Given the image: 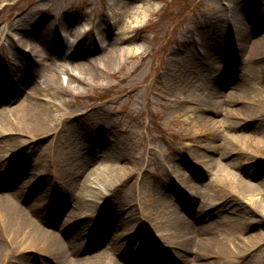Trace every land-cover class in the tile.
Masks as SVG:
<instances>
[{
  "label": "rangeland",
  "instance_id": "obj_1",
  "mask_svg": "<svg viewBox=\"0 0 264 264\" xmlns=\"http://www.w3.org/2000/svg\"><path fill=\"white\" fill-rule=\"evenodd\" d=\"M242 24L249 36L241 42L234 29ZM260 39L264 40V0H0V93L8 97L0 101V108L16 106L36 88L40 102L53 107L52 121L56 125L54 131L37 140L33 149L17 148L8 138L0 139V147L13 163L8 168L11 180L14 182L20 165L33 173L32 177L51 179L47 174L61 170L70 149L87 153V158L98 154L104 159L118 153L122 158L132 156L145 170L134 196L129 197L123 189L105 200V205H98L102 216L97 223L103 229L122 232L125 226L118 213L128 214L130 203L144 222L142 207L152 209L162 192L175 196L172 203L177 204L178 211L189 209L194 217L200 198L184 195L182 183L173 185L172 179L179 164L187 172L185 176L195 182L208 183L211 177L201 164L215 154L207 148L208 140L200 143L205 133H200L194 121L199 98L211 92V108L218 107L224 113L226 97L221 95L228 96L245 82L258 95H264V43L263 48L254 49V41ZM131 47L140 52L124 55L123 49ZM115 50L114 60L104 65ZM224 50L234 55L222 64L218 57ZM79 65L90 80L78 74ZM73 73L79 78L74 82ZM199 77L202 88L189 94L194 89L192 81ZM231 102V109L237 111L240 102L234 98ZM208 115L215 117L214 113ZM235 117L228 120L242 122ZM60 120L71 123L57 124ZM238 128L236 134L258 133L249 149L258 159L241 162L242 169L234 168L232 173L247 181L245 174L257 167L259 175L250 180L258 183L264 178V169L259 168L264 167V121ZM224 134L218 132L216 144L224 142ZM236 157L231 154L226 161ZM57 186L58 200L64 207L69 195L63 196V181ZM58 200L49 201L43 213L48 211L52 216ZM217 200L215 210H211L212 221L236 218L233 207L243 211L231 197ZM59 210L64 214L53 215L57 226L63 224L68 211ZM150 237L143 241L136 236L132 243L118 240L129 243L121 252L122 262L138 252L137 257L146 258L144 246H148ZM87 254L90 252L85 247L79 257ZM162 257L160 253L159 264H164ZM36 258L31 254L18 259L24 264L48 260ZM263 259L260 251H253L246 263L263 264Z\"/></svg>",
  "mask_w": 264,
  "mask_h": 264
},
{
  "label": "bare ground",
  "instance_id": "obj_2",
  "mask_svg": "<svg viewBox=\"0 0 264 264\" xmlns=\"http://www.w3.org/2000/svg\"><path fill=\"white\" fill-rule=\"evenodd\" d=\"M234 31L238 41L242 42L249 36L244 24L237 25ZM263 43L262 39L255 40L254 49L263 48ZM27 47L23 46L24 49ZM35 47H31V50L34 51ZM123 51L124 55H130L139 53L140 49L131 47ZM117 52L115 50L109 54L104 65L111 64ZM77 70L79 75L82 74L81 77L91 79L82 65L77 66ZM51 75L54 80L57 79ZM76 79L79 78L73 73L71 80L74 82ZM200 81L202 77L192 81L190 86L194 89L189 90V94L202 88ZM254 89L245 82L228 96L221 95L226 97L223 101L224 113L218 107L211 108V92L199 98V112L194 121L200 133H205L200 143L208 140L207 148L215 154L201 164L211 177L208 183L195 182L185 176L187 172L179 164L174 167L177 176L172 179L173 185L182 183L186 190L184 195L200 198L194 217L189 215V209L178 211L177 204L172 203L175 196L162 192L160 201L152 209L147 211L142 207L144 222L137 218V207L130 203L128 214L124 216L121 211L118 213L125 226L122 232H112L109 227L103 229L97 223L102 216L98 213L102 207L98 205H105V200L116 196L123 189L129 197L134 196L139 176L145 170L142 163L132 156L122 158L118 153L108 154L104 159H100L98 154L97 157L87 158V153L70 149L61 170L47 174L51 179L27 175V169L20 165L13 182L8 171L10 158L5 148L0 147V264H24L18 258L31 254L48 258L46 263L41 264H159L160 253L164 257L161 258L164 264H248L246 262L253 251H260L264 258V178L258 183L251 182V178L259 175L257 167L245 174L247 181L232 173L234 168L242 169L244 164L241 162L258 159L249 150L253 145L252 139L258 133L249 136L236 134L240 125L248 128L252 122L264 121V95H258ZM39 93L35 88L20 99L16 106L0 108V139L8 138L17 148L33 149L37 140L56 129L52 121L53 107L41 103ZM231 98L241 104L237 111L231 109ZM2 99L7 100L8 97L0 93V101ZM208 113H214L215 117H210ZM218 115L222 116L217 118ZM231 117L242 122L229 121ZM56 123L71 121L60 120ZM218 132H231V136L224 134V142L216 144ZM25 135L30 139H20ZM231 154L237 157L226 161ZM259 168L261 171L264 169L263 166ZM57 181H63L65 185L63 196L69 195L64 207L59 197L55 202V216L64 214L59 207L65 212L68 210L63 224L59 226L55 225L54 214L51 216L48 211L43 213L49 206L50 197H54L52 191L57 189L53 184ZM39 183L45 185L35 192L32 188ZM174 189L179 191V187ZM227 197L239 202L243 211L233 207L232 213L236 218L227 216L212 221L211 210L216 208L215 201ZM189 216H192V220H189ZM84 220L87 223H81ZM188 220L191 221V228ZM98 230H102L103 235L101 231L97 233ZM67 232L72 233L66 236ZM153 232L154 236L150 237L152 240L148 246H144L146 258L137 257L138 252L123 263L121 257L124 254L121 252L129 243H119L118 240L123 238L132 243L137 236L144 241ZM85 247L90 254L79 257ZM262 262L264 264V259Z\"/></svg>",
  "mask_w": 264,
  "mask_h": 264
}]
</instances>
